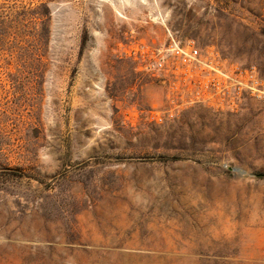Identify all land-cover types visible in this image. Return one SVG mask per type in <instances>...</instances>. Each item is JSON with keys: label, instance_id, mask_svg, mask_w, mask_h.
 I'll return each instance as SVG.
<instances>
[{"label": "rangeland", "instance_id": "374dc122", "mask_svg": "<svg viewBox=\"0 0 264 264\" xmlns=\"http://www.w3.org/2000/svg\"><path fill=\"white\" fill-rule=\"evenodd\" d=\"M171 37L264 74V0H0V262L264 264V103L124 54Z\"/></svg>", "mask_w": 264, "mask_h": 264}, {"label": "built area", "instance_id": "2783aa9c", "mask_svg": "<svg viewBox=\"0 0 264 264\" xmlns=\"http://www.w3.org/2000/svg\"><path fill=\"white\" fill-rule=\"evenodd\" d=\"M124 54L143 62L142 71L168 80L173 94L186 87L191 104L234 111L245 95L264 103V74L258 68L229 62L216 48L203 50L193 39L171 37L158 48L132 44ZM154 119L163 121L158 115Z\"/></svg>", "mask_w": 264, "mask_h": 264}, {"label": "trees", "instance_id": "16d2710c", "mask_svg": "<svg viewBox=\"0 0 264 264\" xmlns=\"http://www.w3.org/2000/svg\"><path fill=\"white\" fill-rule=\"evenodd\" d=\"M169 159H171V160H176L177 158L174 157V158H169ZM257 177H259V178L264 177V174H259V175H257ZM0 264H3V263L0 262Z\"/></svg>", "mask_w": 264, "mask_h": 264}, {"label": "water", "instance_id": "95a60500", "mask_svg": "<svg viewBox=\"0 0 264 264\" xmlns=\"http://www.w3.org/2000/svg\"><path fill=\"white\" fill-rule=\"evenodd\" d=\"M230 170H232V171H238L237 169H233V168H230Z\"/></svg>", "mask_w": 264, "mask_h": 264}]
</instances>
